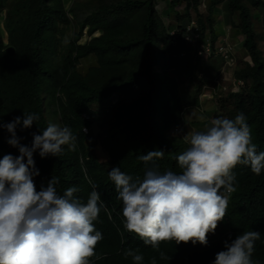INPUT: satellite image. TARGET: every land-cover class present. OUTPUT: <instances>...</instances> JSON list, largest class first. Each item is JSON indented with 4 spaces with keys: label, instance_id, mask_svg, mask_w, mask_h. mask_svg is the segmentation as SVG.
<instances>
[{
    "label": "trees",
    "instance_id": "obj_1",
    "mask_svg": "<svg viewBox=\"0 0 264 264\" xmlns=\"http://www.w3.org/2000/svg\"><path fill=\"white\" fill-rule=\"evenodd\" d=\"M160 1L75 0L67 9L64 0H0V125L23 117L24 112L37 114L39 119L30 128L18 125L16 129L20 144L29 147L33 133L42 134L54 121L60 127L68 126L76 136L75 150L64 145L59 156L42 158L37 150L33 157L40 174L33 179L40 191L57 177V192L63 195L75 187L78 191L74 196L82 204L87 203L93 185L98 186V203L104 207L93 224L102 239L94 249L98 260L91 264H152L153 259L155 264H212L216 254L226 250L225 241L230 243L245 231L260 232L251 260L264 264V169L256 175L250 165L238 164L232 170L235 191L229 193L226 215L215 232L208 233L212 241L206 246L170 240L153 248L124 227L123 202L109 171L120 167L133 181H142L150 169L160 174L182 173L177 157L190 145L168 130L182 120L186 107L200 103V95L207 93L205 87L214 90L213 97L221 107H233L226 118L244 113L257 153L264 152V51L258 45L260 28L254 21L261 19L258 9H264V0H226L229 14H237L240 20L242 45L252 60L236 68L237 77L246 84L237 93L218 86L219 66L200 76L197 92L187 102L171 69L189 50L198 59H206L200 45L184 39L193 19L190 8L200 25V42L209 29L214 33L221 0H209L207 13L200 11L202 0H164L177 16L171 25L161 13ZM183 2L185 12L176 10ZM71 26L74 31L66 41ZM85 30L88 38L81 42ZM9 46L15 47V54L7 51ZM93 57L96 63L82 72L81 62ZM208 59L210 62L211 56ZM184 60L188 69L193 67L191 58ZM134 91L136 95L131 96ZM87 113L103 115L102 146L107 160L99 158L94 150L96 142L83 131L93 126L90 116H84ZM10 138L11 133L0 126V159L5 154L20 155L18 147L8 143ZM156 150L164 152L162 158L147 163L138 159ZM128 250L142 255L143 260L125 257Z\"/></svg>",
    "mask_w": 264,
    "mask_h": 264
},
{
    "label": "clouds",
    "instance_id": "obj_2",
    "mask_svg": "<svg viewBox=\"0 0 264 264\" xmlns=\"http://www.w3.org/2000/svg\"><path fill=\"white\" fill-rule=\"evenodd\" d=\"M186 29L188 34H184V39L200 45V53L206 59L212 56L224 61L221 72L230 73L231 77L223 84V89L226 86L231 93L239 92L242 82L246 84V81L234 74V68L227 69L223 53H212L214 44L210 47L211 53L206 52L204 45L209 41V35L205 33L204 40L199 42L200 25L196 14ZM215 40L218 49L225 45L226 38L222 34ZM246 60L252 62L250 57ZM232 79L235 85H232ZM206 89L213 90L210 86ZM38 119L37 114L24 112L23 117L17 116L0 125L11 133L8 143L18 147L20 153L19 156L5 154L0 159V264L97 262L94 249L102 239V233L95 230L93 221L98 219L104 207L98 203V186L93 185L86 204L74 196L78 191L75 187H69L60 195L56 189L57 177H52L40 191L36 190L33 177L40 173L33 154L39 150L42 158L59 156L64 145L75 150L77 139L68 126L50 123L42 134L33 133L30 147L20 144L17 126L30 128ZM83 131L88 133L85 127ZM186 140L190 147L177 157L182 169L180 174L173 171L160 174L150 169L142 181H133L132 176L122 172L120 167H114L108 173L118 199L123 202L124 227L153 248H158L161 241L170 240L199 242L206 246L208 240L212 241L207 238L208 233H214L218 222L226 215L229 193L235 191L232 170L238 164L250 165L252 172L260 175L264 169V152L257 153L243 112L235 119H213L206 131L194 132ZM163 155L162 150L149 151L138 159L147 163ZM259 239V231H245L230 243L225 241L226 250L218 252L212 264H253L251 256ZM127 256H132L135 262L143 260L142 255L132 250L125 252Z\"/></svg>",
    "mask_w": 264,
    "mask_h": 264
},
{
    "label": "rangeland",
    "instance_id": "obj_3",
    "mask_svg": "<svg viewBox=\"0 0 264 264\" xmlns=\"http://www.w3.org/2000/svg\"><path fill=\"white\" fill-rule=\"evenodd\" d=\"M75 2V0H64L65 6L67 9L70 8V6ZM161 5H159L161 13L163 14V17L166 19V22L171 25L172 23H175L177 21V16L175 15L174 11L168 10V3H166L164 0L160 1ZM227 1L222 0L221 3H219L217 10L220 11L216 14L215 17V24L214 28L215 31L213 34L210 33V29L207 31V34L209 35V41L204 45L206 47H213V44L215 48H212V53L217 54L219 52L218 47L215 45L218 41L215 40L216 36H225L226 41L225 45L229 48V56H225L223 54V58L225 60V64L227 69L234 68V74H236V68L239 66L243 67L246 64V58L249 57L247 54L246 49L241 45L240 40L243 39V37L240 35V30L238 29L239 24V18L237 17V14H229L226 8ZM249 5L250 2H248ZM9 2L6 3L4 11L2 12L3 18L5 17L7 10L9 8ZM209 5V0H202V4L200 5V11L203 13H207V6ZM176 10H180L181 12H185V2L180 3L176 8ZM259 12L261 13V19L254 18L255 25L259 27L258 29V45L262 48L264 51V9L259 8ZM190 11L192 12L193 16L195 17V13L193 12L192 8H190ZM256 11L253 10V13ZM1 15V14H0ZM2 18V17H1ZM262 30V31H261ZM74 27L71 26L70 29L67 30L65 35V40L68 41L69 36L73 33ZM241 36V37H240ZM7 33L4 34V39L7 41ZM88 38L86 36V30L84 31V36L81 39V42H84ZM218 40V38H216ZM210 43V44H209ZM190 47V46H189ZM217 47V48H216ZM187 57L191 58V68L188 69L186 66V62L184 59ZM211 61L209 62V59H204L198 57L191 51L187 52L185 56H180L178 59L177 66H175L173 69H171V74L176 78L177 83L179 85L182 97L184 99V102H187L191 98L194 97V95L197 92L199 82L201 80V77L203 74H205V71H209L213 73L214 69H218L220 66V78L217 80V85L220 84L223 85L226 80H230L231 74L230 73H224V71L221 72L222 68L224 67V61H222L219 57H212ZM96 63L95 58H86L84 59L81 64L79 65V69L82 72H86L89 65ZM235 63V67L233 64ZM224 73V74H222ZM232 85H235L234 80L232 79ZM245 85L244 82H242V87ZM204 89V87H203ZM207 95L204 97L200 95V103H197L193 106H188L183 112L182 120L179 122L182 124L181 127L179 123L177 125H173L168 131L171 134L179 135L180 137H184L185 141L186 137L190 139V135L194 132H200V131H206V129L211 126V121L213 119L217 118H226L231 115L230 111L233 110V107L230 106L228 108H223L219 105V102L215 101V98L212 94L214 90L206 89ZM204 91V90H203ZM202 91V93H203ZM136 91H134L131 96H135ZM114 97L113 99H115ZM90 116V118L93 120V126L88 128V133L90 138V141H95L94 150L101 158V160H107L108 155L106 151L104 150L102 146V139L105 136V129L102 125L101 118L103 115H94L93 113H87L86 117ZM54 124L58 125L57 122L54 121ZM59 126V125H58ZM177 126V127H175ZM85 132V131H84ZM86 133V132H85ZM187 144H189L187 142ZM190 145V144H189Z\"/></svg>",
    "mask_w": 264,
    "mask_h": 264
},
{
    "label": "built area",
    "instance_id": "obj_4",
    "mask_svg": "<svg viewBox=\"0 0 264 264\" xmlns=\"http://www.w3.org/2000/svg\"><path fill=\"white\" fill-rule=\"evenodd\" d=\"M205 50H206V52H207L208 54L211 53V49H210V47H206ZM219 52L225 54V56H227V57L229 56V54H228V53H229V50L227 49L226 45H222V46H220V47H219ZM224 88L226 89V86H224ZM85 130L88 131V128L85 127Z\"/></svg>",
    "mask_w": 264,
    "mask_h": 264
},
{
    "label": "water",
    "instance_id": "obj_5",
    "mask_svg": "<svg viewBox=\"0 0 264 264\" xmlns=\"http://www.w3.org/2000/svg\"><path fill=\"white\" fill-rule=\"evenodd\" d=\"M7 51L10 52L11 54H15V52H16L14 46H9V47L7 48Z\"/></svg>",
    "mask_w": 264,
    "mask_h": 264
},
{
    "label": "crops",
    "instance_id": "obj_6",
    "mask_svg": "<svg viewBox=\"0 0 264 264\" xmlns=\"http://www.w3.org/2000/svg\"><path fill=\"white\" fill-rule=\"evenodd\" d=\"M241 37V36H240ZM240 41H242V40H240ZM243 42V41H242ZM242 42H241V45H242ZM243 46V45H242Z\"/></svg>",
    "mask_w": 264,
    "mask_h": 264
}]
</instances>
